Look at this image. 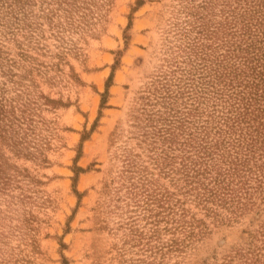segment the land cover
<instances>
[{
  "label": "rangeland",
  "instance_id": "obj_1",
  "mask_svg": "<svg viewBox=\"0 0 264 264\" xmlns=\"http://www.w3.org/2000/svg\"><path fill=\"white\" fill-rule=\"evenodd\" d=\"M263 18L264 0H0V264H264L258 191L231 211L193 188L250 132L264 154Z\"/></svg>",
  "mask_w": 264,
  "mask_h": 264
},
{
  "label": "trees",
  "instance_id": "obj_2",
  "mask_svg": "<svg viewBox=\"0 0 264 264\" xmlns=\"http://www.w3.org/2000/svg\"><path fill=\"white\" fill-rule=\"evenodd\" d=\"M258 82H262V76H259L258 80L253 81V86H257ZM252 105V99L249 97L248 99L246 98L245 102L241 103V106L238 104L234 106L237 109L236 120H239L238 122L244 121L248 112L252 113ZM258 140V137L250 132L248 141L250 144L245 146L244 153L238 158L230 160L228 167L223 169L222 172L218 166L214 168V165L209 163L204 164L201 170L196 168L194 172L199 176L196 180L197 186L193 188L200 186L198 189H201V191L198 193L202 194L206 201H216L218 199L217 201L225 206L226 200H231L227 205L231 207V211L240 209L248 202L253 204L254 200L251 198H253V192L256 190L260 197V203L264 205V154L259 152L257 157L254 151L257 147H260V145H256ZM262 141L264 140H260V142ZM259 159L263 161L258 162ZM212 167L215 174L211 172ZM200 179L202 180L200 181ZM203 179L207 181L203 182ZM251 180H254V182L251 183ZM262 212L264 214V207ZM197 222L200 223L201 221ZM148 248L150 253H155V251H152V246Z\"/></svg>",
  "mask_w": 264,
  "mask_h": 264
}]
</instances>
